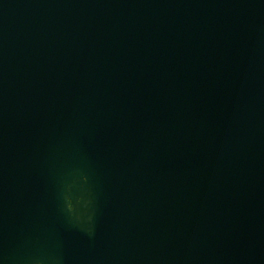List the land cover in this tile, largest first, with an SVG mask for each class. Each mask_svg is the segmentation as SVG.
Segmentation results:
<instances>
[{"label":"water","instance_id":"95a60500","mask_svg":"<svg viewBox=\"0 0 264 264\" xmlns=\"http://www.w3.org/2000/svg\"><path fill=\"white\" fill-rule=\"evenodd\" d=\"M66 141L94 235L58 214ZM39 227L63 264H264V0H0V264Z\"/></svg>","mask_w":264,"mask_h":264},{"label":"bare ground","instance_id":"6f19581e","mask_svg":"<svg viewBox=\"0 0 264 264\" xmlns=\"http://www.w3.org/2000/svg\"><path fill=\"white\" fill-rule=\"evenodd\" d=\"M53 149L60 163L53 166L60 219L70 228L94 235L101 213V178L73 143H57ZM77 192L80 193L79 200L75 198ZM35 232H39V236L34 243L23 244L22 249L16 248L11 253L12 264H63L58 232L45 227H39Z\"/></svg>","mask_w":264,"mask_h":264},{"label":"rangeland","instance_id":"374dc122","mask_svg":"<svg viewBox=\"0 0 264 264\" xmlns=\"http://www.w3.org/2000/svg\"><path fill=\"white\" fill-rule=\"evenodd\" d=\"M74 175H75L76 178H78V175L77 174H74ZM78 195H79V198H80V193L79 192L75 193V198H78ZM70 199L72 201V204H74V198L71 197ZM35 264H42V263L41 262H38V263H35ZM43 264H45V263H43Z\"/></svg>","mask_w":264,"mask_h":264}]
</instances>
